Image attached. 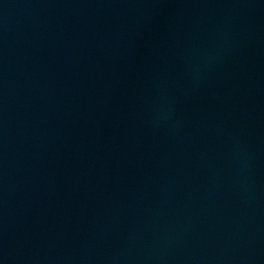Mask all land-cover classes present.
<instances>
[{
  "label": "water",
  "instance_id": "95a60500",
  "mask_svg": "<svg viewBox=\"0 0 264 264\" xmlns=\"http://www.w3.org/2000/svg\"><path fill=\"white\" fill-rule=\"evenodd\" d=\"M0 264H264V0H0Z\"/></svg>",
  "mask_w": 264,
  "mask_h": 264
}]
</instances>
